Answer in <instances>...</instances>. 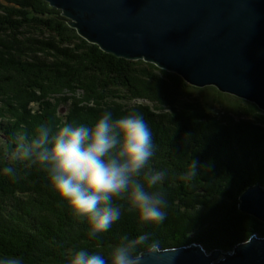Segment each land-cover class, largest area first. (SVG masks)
I'll list each match as a JSON object with an SVG mask.
<instances>
[{
    "label": "trees",
    "instance_id": "obj_1",
    "mask_svg": "<svg viewBox=\"0 0 264 264\" xmlns=\"http://www.w3.org/2000/svg\"><path fill=\"white\" fill-rule=\"evenodd\" d=\"M68 22L44 0L0 2V73L6 74L0 78V118L6 126L11 125L10 138L42 123L57 129L64 124L93 125L104 111H112L114 118L144 112L156 145L150 166L167 172L165 182L156 188L166 194L167 217L163 223L141 227L137 217L126 211V202L116 199L114 203L125 209L120 220L107 232L90 238L87 220L73 216L38 165L16 162L15 179L3 174L15 147L14 141H9L0 149V257L18 256L23 264H68L82 249L108 257L125 233L136 237L150 232L151 241L163 250L199 243L209 252L220 249L224 253L255 234L264 237V223L239 209L240 196L249 187L264 185V128L254 133L236 132L222 125L187 123L164 112L97 109L80 105L73 96L62 98L73 100L65 116L61 112L56 115V111L52 115L43 102L47 93L43 84L67 83L74 90L71 84L83 75V68L116 85L124 83L122 88L128 86L137 68L154 81V72L166 74L154 64L102 51L79 36ZM202 91L215 92L217 100L228 97L214 87ZM31 103L39 104L36 114L29 108ZM251 105L264 125V115H257L260 109ZM192 159L199 161L201 169L190 182L180 180Z\"/></svg>",
    "mask_w": 264,
    "mask_h": 264
},
{
    "label": "water",
    "instance_id": "obj_2",
    "mask_svg": "<svg viewBox=\"0 0 264 264\" xmlns=\"http://www.w3.org/2000/svg\"><path fill=\"white\" fill-rule=\"evenodd\" d=\"M45 1L104 52L154 64L264 112V0ZM239 209L264 223V187H249ZM142 264H264V237L255 234L227 253L199 243L160 249Z\"/></svg>",
    "mask_w": 264,
    "mask_h": 264
},
{
    "label": "clouds",
    "instance_id": "obj_3",
    "mask_svg": "<svg viewBox=\"0 0 264 264\" xmlns=\"http://www.w3.org/2000/svg\"><path fill=\"white\" fill-rule=\"evenodd\" d=\"M14 144L3 174L15 179L16 162L38 165L73 216L87 220L90 238L107 232L120 220L125 209L114 203L116 199L126 202V211L137 217L141 227L163 223L167 217L166 194L156 190L165 182L167 172L150 166L156 145L140 111L118 118L112 111H104L93 125L64 124L55 130L42 123L31 132H18ZM200 169L199 161L192 159L178 178L190 182ZM151 235L145 232L131 237L125 233L108 257L82 249L68 264H142L145 255L160 250ZM145 245L146 251H138ZM0 264H23V260L3 256Z\"/></svg>",
    "mask_w": 264,
    "mask_h": 264
},
{
    "label": "rangeland",
    "instance_id": "obj_4",
    "mask_svg": "<svg viewBox=\"0 0 264 264\" xmlns=\"http://www.w3.org/2000/svg\"><path fill=\"white\" fill-rule=\"evenodd\" d=\"M4 4L6 3L4 2ZM137 70L138 72L135 70L136 74L130 78L129 84L126 83L128 86L122 88L124 83L118 84V86L109 80H105L103 75L99 76L92 70L87 71L83 68V75L71 85H75V89L85 88V92L80 89L71 90L72 88L67 83L43 84L44 91L47 92L43 96V102L49 106L51 113L56 111L54 113L58 116H60V109L63 108V111H66L65 106H71L73 102L72 99L65 101L62 98L73 96L81 102L80 105H88L97 109L139 108L153 112H164L179 116L180 120L183 119L187 123L222 125V127H228L236 132L250 130L249 132L254 133L259 127L264 128L249 101L222 93L228 97L226 101L219 99L220 102L217 100L215 92L196 89L175 73L165 71L166 74L160 75L154 72V81L153 78L142 75L140 68ZM3 76L6 74L0 73V78ZM261 114L264 115V112L260 110L257 115ZM52 115L54 114L52 113ZM7 118L13 119L11 115H8ZM93 121L95 123L98 119ZM3 144V137H0V149L4 147ZM262 186L264 187V185ZM221 258H224V255H221Z\"/></svg>",
    "mask_w": 264,
    "mask_h": 264
},
{
    "label": "bare ground",
    "instance_id": "obj_5",
    "mask_svg": "<svg viewBox=\"0 0 264 264\" xmlns=\"http://www.w3.org/2000/svg\"><path fill=\"white\" fill-rule=\"evenodd\" d=\"M14 95V94H13ZM197 122V121H196Z\"/></svg>",
    "mask_w": 264,
    "mask_h": 264
}]
</instances>
